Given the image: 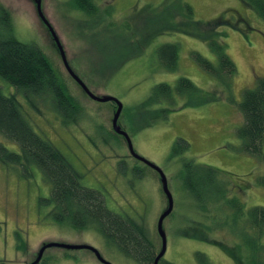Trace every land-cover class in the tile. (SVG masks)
Segmentation results:
<instances>
[{"label": "rangeland", "instance_id": "rangeland-1", "mask_svg": "<svg viewBox=\"0 0 264 264\" xmlns=\"http://www.w3.org/2000/svg\"><path fill=\"white\" fill-rule=\"evenodd\" d=\"M0 1L12 12L17 37L41 46L84 114L79 122L65 124L51 102L44 100L39 113L15 86L0 77L3 92L17 94L34 129L67 155L83 174V183L102 192L110 209L141 221L159 251L162 239L158 219L168 206V198L160 174L133 157L126 139L114 131L116 103L92 99L69 74L55 37L40 21L32 0ZM97 1L99 12L89 14L75 8L73 0H43L44 15L55 29L72 69L90 90L123 102L119 124L130 135L135 151L166 173L174 198L173 212L164 221L166 259L175 264H200L197 252H201L213 264H237L220 245L210 242L230 246L236 243L232 210L228 205L207 202V190L197 177L195 182L202 194L196 197L185 186L183 172L184 164L190 160L219 168L229 175L223 176L225 182L230 180L229 197L239 196L247 208L264 206V144L263 155L247 153L241 149L242 140L237 134L244 122L239 107L243 92L255 86L257 77H264V19L243 0H186L200 20L213 19L223 12L245 19L238 24L241 29L233 26L238 19H231L232 27H220L226 31L224 40L237 65L232 101L193 55L199 52L216 63L217 55L207 42L180 32L185 27L182 20L169 21L165 6L171 0ZM174 14L181 19L180 13ZM175 26L181 27L177 31ZM186 26L193 30L191 25ZM166 42L180 45L176 71L165 70L159 62L157 48ZM181 76L189 77L206 91L219 87L220 98L197 106L183 105L179 99V106L166 119L141 126L157 107L144 105L153 86L160 82L175 85ZM180 138L187 140L190 147L175 154L173 146ZM0 142L20 151L15 141L1 137ZM125 165L124 173L119 166ZM136 167L138 172L134 171ZM50 195L51 183L40 169L35 168L34 176L26 179L20 170L0 163V264H31L48 242L90 244L113 264H139L108 245L94 228L56 221L50 214L52 205L41 203V198ZM39 264L103 263L89 249L67 251L53 246L46 249Z\"/></svg>", "mask_w": 264, "mask_h": 264}, {"label": "trees", "instance_id": "trees-1", "mask_svg": "<svg viewBox=\"0 0 264 264\" xmlns=\"http://www.w3.org/2000/svg\"><path fill=\"white\" fill-rule=\"evenodd\" d=\"M243 1L264 19V0ZM73 4L75 8L89 14H97L100 10L97 0H73ZM165 7L170 22H184L185 27L180 32L204 40L217 55L218 61L215 63L199 52L193 53L199 64L218 81L222 91H226L234 101L233 85L237 76V65L224 40L226 31L220 30V27H232L231 19H236L239 22L233 26L241 29L238 24H241V20L245 22L244 17L228 16L223 12L213 19L200 20L195 17L192 5L186 0H171ZM174 12L180 13L181 19L176 18ZM186 25H191L193 30H189ZM180 27L175 26V29L178 31ZM248 29L252 27L248 25ZM179 53L180 45L176 42H166L157 48L160 64L170 72L178 69ZM0 77L15 86L28 101V105L39 113L42 111L40 103L44 100L51 102L65 124L79 122L84 114L82 105L71 95L62 76L41 46L37 42H26L17 37L12 12L1 1ZM219 87L206 91L186 76L179 77L175 85L157 83L144 101V105L157 107L141 126L150 125L158 119H166L179 106V99L186 106L218 100ZM239 107L244 116V122L237 128V134L242 140L241 149L261 156L264 144V77H257L255 86L244 90ZM1 137L17 142L20 151H13L0 142V163L20 170L26 179L33 177L35 168H38L51 183V195L41 198V203L53 205L50 214L56 221L82 228H94L110 245L119 248L127 257L139 263L150 264L155 247L149 229L134 217L110 209L102 192L83 183V174L67 155L34 129L17 94H5L0 87ZM189 147V142L180 138L173 146V153L181 154ZM120 167L125 173L126 165ZM134 171L138 172L137 167ZM223 176L229 178L224 171L211 165L195 164L193 160L184 164L183 181L187 189L196 197L201 196L202 192L195 182L197 177L202 188L207 190V202L220 203L221 207L228 205L232 210L230 216L236 228L233 230L237 236L236 243L230 246L221 241L206 240L220 245L237 264H264V206L247 208L245 201L239 196L229 197L230 180L227 178L228 181L225 182ZM239 226L242 228L238 229ZM249 227L253 230H249ZM250 231H255V234ZM17 236L21 238L20 232H17ZM197 257L201 260L200 264H213L201 252H197ZM164 264L175 263L166 261Z\"/></svg>", "mask_w": 264, "mask_h": 264}, {"label": "water", "instance_id": "water-1", "mask_svg": "<svg viewBox=\"0 0 264 264\" xmlns=\"http://www.w3.org/2000/svg\"><path fill=\"white\" fill-rule=\"evenodd\" d=\"M38 9H39V13L41 15V17L44 19V21L46 22V24L51 28L52 33L55 37V40L59 46L60 49V53L63 59V62L65 64V67L67 68L69 74L80 84V86L83 88V90L94 100L97 101H101V102H107V101H113L116 103L117 105V109L114 113L113 119H112V124H113V129L116 133L122 135L127 143H128V147H129V151L130 154L135 157L136 159L142 161L143 163H145L146 165L150 166L151 168H153L154 170H156L159 174H160V178H161V182H162V188L168 198V206L166 207V209L161 213L159 219H158V232L162 238V247L160 252L158 253V255L155 258V264H159V260L166 254L167 252V248H168V237H167V233L164 227V221L165 219L173 212L174 209V198H173V194L169 188V182H168V177L166 175V173L164 172V170L158 166L157 164H155L154 162L148 160L147 158L141 156L140 154H138L135 151L132 139L130 137V135L128 134V132L126 130H124L121 125L119 124V119L121 116V113L123 111V107L124 104L121 100H119V98L115 97V96H111V95H97L94 92H92L90 90V88L87 86V84L76 74V72L72 69L70 63L67 60V56L65 53V50L63 48L62 43L60 42L55 29L53 28V26L51 25V23L47 20V18L45 17L43 10H42V0H36ZM53 246H58V247H63V248H72V249H90L92 250L97 258L104 264H113L111 261H109L108 259H106L101 252L99 251V249L93 245L90 244H73V243H65V242H48L45 243L38 251L37 253V257L36 259L31 263V264H38L42 258L43 255L46 251L47 248L49 247H53Z\"/></svg>", "mask_w": 264, "mask_h": 264}, {"label": "flooded vegetation", "instance_id": "flooded-vegetation-1", "mask_svg": "<svg viewBox=\"0 0 264 264\" xmlns=\"http://www.w3.org/2000/svg\"><path fill=\"white\" fill-rule=\"evenodd\" d=\"M32 2L34 3V5H35V7H36V9H37V12H38V15H39V19H40V21L42 22V24L46 27V29H48V31H49V33L51 34V35H53L52 34V31H51V28L45 23V21H44V19L41 17V15H40V13H39V9H38V6H37V3H36V0H32ZM42 10H43V0H42ZM43 13H44V10H43ZM45 14V13H44ZM54 38V37H53ZM54 40H55V38H54ZM52 208H53V205H52ZM69 225H71V226H73V227H77V226H74V225H72V224H69ZM80 228H82V227H80ZM83 229V228H82ZM98 232V231H97ZM99 233V232H98ZM162 239V238H161ZM73 244H79V243H73ZM80 244H85V243H80ZM108 245H110L109 243H108ZM111 246H113V247H115L118 251H120L124 256H126L119 248H117L116 246H114V245H111ZM67 251H72V250H79V249H72V248H65ZM156 249V248H155ZM90 250V249H89ZM161 250V249H160ZM160 250L159 251H154L155 253H154V257H153V260L150 262V264H155V258H156V256L158 255V253L160 252ZM92 251V250H91ZM93 252V251H92ZM94 253V252H93ZM95 254V253H94ZM166 255V254H165ZM165 255L159 260V264H164L166 261H168L167 259H166V257H165ZM95 256H96V254H95ZM97 257V256H96ZM127 257V256H126ZM128 258H130V257H128ZM132 259V258H131ZM99 260V259H98ZM134 260V259H133ZM100 261V260H99ZM135 261V260H134ZM101 262V261H100ZM137 262V261H136ZM40 263V262H39ZM38 263V264H39ZM102 263V262H101ZM139 263V262H138ZM104 264V263H103ZM139 264H144V263H139Z\"/></svg>", "mask_w": 264, "mask_h": 264}]
</instances>
